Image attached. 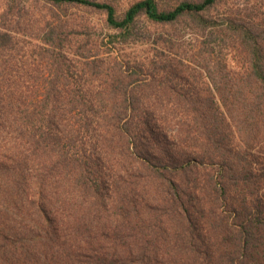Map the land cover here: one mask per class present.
<instances>
[{
  "label": "trees",
  "instance_id": "obj_1",
  "mask_svg": "<svg viewBox=\"0 0 264 264\" xmlns=\"http://www.w3.org/2000/svg\"><path fill=\"white\" fill-rule=\"evenodd\" d=\"M38 2L100 12L117 35ZM217 2L0 11V264H264V22L213 25L237 71L211 48L186 60L176 29L149 59L114 51L140 17L204 34Z\"/></svg>",
  "mask_w": 264,
  "mask_h": 264
},
{
  "label": "rangeland",
  "instance_id": "obj_2",
  "mask_svg": "<svg viewBox=\"0 0 264 264\" xmlns=\"http://www.w3.org/2000/svg\"><path fill=\"white\" fill-rule=\"evenodd\" d=\"M32 0H0V11L5 9L7 5L13 2L18 4L20 7L29 8L31 6ZM100 1H110L115 7L117 14L121 16L130 3L136 0H100ZM184 0H156L159 9H171L177 2ZM198 2L200 0H187ZM40 3L44 8L42 10L50 15V19L59 15L60 19H69L73 16H84L89 24L93 25L94 37H97L103 42L107 43L108 35H117L116 32L106 28L104 24V16L100 12L93 11H83L75 7H67L61 11L55 7L46 6L44 3ZM50 9L53 14H49L47 9ZM245 11H244V10ZM249 13L256 21L264 22V0H218L215 7H212L210 11L205 14V18L210 22L209 27L201 32L200 28H195L191 30L189 28V21L186 19H181L176 24L169 26H160L157 24H152L146 21L143 17H140L135 25L134 36H130L125 40V45H123L119 50H114L115 52H120L125 58L131 60H144L151 58V51L156 48L154 37L162 32L163 30H178V37L180 36L183 40V46L187 51L184 54L186 60H192L193 53L197 51H208L210 48L213 51V57L217 55V52H221L224 58L228 59V65L231 70L237 71L240 67H243V61L240 56H238L233 48V43L221 36L218 37L217 33L214 32V24H219L222 20L229 16V13L237 12ZM57 15H56V14ZM57 19V18H56ZM219 43V45H215ZM221 48V49H219ZM114 52V54H115ZM211 57V58H213ZM215 59V58H213ZM217 59H219L217 57Z\"/></svg>",
  "mask_w": 264,
  "mask_h": 264
}]
</instances>
